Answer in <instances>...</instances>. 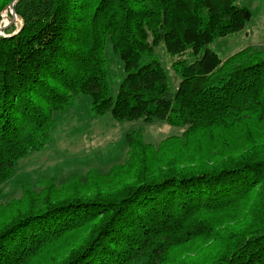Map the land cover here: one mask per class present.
<instances>
[{"label": "trees", "instance_id": "16d2710c", "mask_svg": "<svg viewBox=\"0 0 264 264\" xmlns=\"http://www.w3.org/2000/svg\"><path fill=\"white\" fill-rule=\"evenodd\" d=\"M11 1L0 0V26ZM15 10L22 24L0 35V185L81 94L97 115L183 133L154 144L135 130L108 171L22 181L0 199V264H264V45L225 59L209 47L252 10L238 0H18ZM109 43L125 72L116 99ZM160 45L182 78L175 93Z\"/></svg>", "mask_w": 264, "mask_h": 264}, {"label": "rangeland", "instance_id": "374dc122", "mask_svg": "<svg viewBox=\"0 0 264 264\" xmlns=\"http://www.w3.org/2000/svg\"><path fill=\"white\" fill-rule=\"evenodd\" d=\"M238 3L252 10V19L239 33L217 38L209 45L223 59L244 47L259 48L264 45V0H238ZM9 13V9L2 12V24L11 22L12 15L9 17ZM14 24L19 28L22 19L17 18ZM156 53L167 74L170 90L175 93L182 80L173 67L175 58L167 54L162 45L157 47ZM106 54L111 96L116 99L125 76L124 65L110 43L106 47ZM188 59L193 61L191 57ZM135 130H142L143 139L154 144L168 136L183 133L182 127L166 122L118 121L110 114L97 115L92 109L90 96L78 95L68 109L55 116L51 138L45 147L31 151L19 160L15 174L0 185V199L19 196L22 181L37 186V180L43 175L63 181L73 173H83L91 168L108 171L113 165L126 160V134Z\"/></svg>", "mask_w": 264, "mask_h": 264}, {"label": "water", "instance_id": "95a60500", "mask_svg": "<svg viewBox=\"0 0 264 264\" xmlns=\"http://www.w3.org/2000/svg\"><path fill=\"white\" fill-rule=\"evenodd\" d=\"M18 0H12L11 3L8 5V9L10 10V13L12 15L11 17V22L8 23V24H2L0 26V33H4V31L10 27L12 24H14L15 20L17 18H19V15L16 13V10H15V3L17 2Z\"/></svg>", "mask_w": 264, "mask_h": 264}]
</instances>
